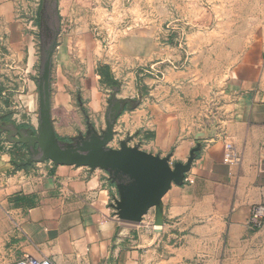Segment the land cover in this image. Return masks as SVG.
Listing matches in <instances>:
<instances>
[{
	"label": "crops",
	"instance_id": "1",
	"mask_svg": "<svg viewBox=\"0 0 264 264\" xmlns=\"http://www.w3.org/2000/svg\"><path fill=\"white\" fill-rule=\"evenodd\" d=\"M14 2L0 0V75L7 50L22 34ZM244 8L250 12L245 19L260 28L251 41L264 43V0H245ZM123 79L118 96L132 98L134 108L118 118L116 129L124 130L118 144L137 133L131 144L171 154L173 163L185 162L202 143L185 183L163 198L164 225L154 226L153 211L142 224L120 221L113 206L117 188L104 170L51 161L17 168L6 138L0 140V264L29 256L53 264H264V225L248 223L251 208L264 204V50L235 69L211 105L200 94L207 84L195 95L144 79V94L134 73ZM91 81L86 76L79 85L85 91ZM57 86L52 115L57 134L66 137L68 112ZM89 93L90 114L102 116L97 92Z\"/></svg>",
	"mask_w": 264,
	"mask_h": 264
},
{
	"label": "rangeland",
	"instance_id": "2",
	"mask_svg": "<svg viewBox=\"0 0 264 264\" xmlns=\"http://www.w3.org/2000/svg\"><path fill=\"white\" fill-rule=\"evenodd\" d=\"M244 7L245 0H15L22 34L14 50H7V70L0 75V140L8 139V129L38 128L42 46L55 24L60 34L52 94L62 85L67 139L85 133L88 120L105 127L108 99L120 93L123 75L130 72L144 94V79L175 83L180 92L195 95L199 84H207L209 90L203 94L200 88V94L214 104L235 69L264 50V43L251 41L260 28L245 19L250 12ZM86 76L92 81L84 91L79 84ZM93 89L102 116H92L87 106ZM111 145L119 146L116 140ZM13 146L18 167H25L26 145Z\"/></svg>",
	"mask_w": 264,
	"mask_h": 264
},
{
	"label": "water",
	"instance_id": "3",
	"mask_svg": "<svg viewBox=\"0 0 264 264\" xmlns=\"http://www.w3.org/2000/svg\"><path fill=\"white\" fill-rule=\"evenodd\" d=\"M59 34V24H55L51 40L42 46L38 128L27 131L17 127L9 129L8 140L25 144L30 154L27 160L21 162V166L51 161L55 165L104 170L117 188L118 195L113 206L119 220L132 225L142 224L145 216L153 211L154 226L160 229L165 218L163 198L173 185L185 183L186 174L202 149V143L198 142L192 148L185 162L173 163L171 154L161 156L142 149L140 144H131L137 133L128 134L119 140L118 147L112 146L118 134L116 125L119 116L125 109L134 108V100L119 97L117 91L108 99L104 128L99 129L88 120L85 133L80 132L67 141L61 140L52 115L53 56ZM16 132L19 136H10Z\"/></svg>",
	"mask_w": 264,
	"mask_h": 264
},
{
	"label": "built area",
	"instance_id": "4",
	"mask_svg": "<svg viewBox=\"0 0 264 264\" xmlns=\"http://www.w3.org/2000/svg\"><path fill=\"white\" fill-rule=\"evenodd\" d=\"M248 223L254 228H259L264 225V204H256L251 208ZM16 264H53V262L48 258L39 259L29 256L19 260Z\"/></svg>",
	"mask_w": 264,
	"mask_h": 264
},
{
	"label": "trees",
	"instance_id": "5",
	"mask_svg": "<svg viewBox=\"0 0 264 264\" xmlns=\"http://www.w3.org/2000/svg\"><path fill=\"white\" fill-rule=\"evenodd\" d=\"M61 140H69V138H62V137H59ZM18 161L19 160H17L16 159V157H15V160H14V164H15V166L17 167V168H25V167H28V166H25V167H18Z\"/></svg>",
	"mask_w": 264,
	"mask_h": 264
},
{
	"label": "flooded vegetation",
	"instance_id": "6",
	"mask_svg": "<svg viewBox=\"0 0 264 264\" xmlns=\"http://www.w3.org/2000/svg\"><path fill=\"white\" fill-rule=\"evenodd\" d=\"M19 130H23V131H27V129H21V128H19ZM7 133H9V129L7 130ZM11 137H16V136H19V133H15V134H12V135H10Z\"/></svg>",
	"mask_w": 264,
	"mask_h": 264
}]
</instances>
